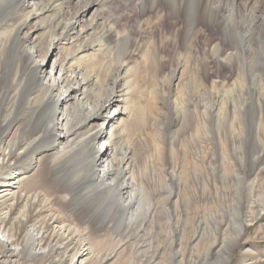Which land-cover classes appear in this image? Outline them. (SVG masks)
<instances>
[{"label": "bare ground", "instance_id": "1", "mask_svg": "<svg viewBox=\"0 0 264 264\" xmlns=\"http://www.w3.org/2000/svg\"><path fill=\"white\" fill-rule=\"evenodd\" d=\"M186 1L48 0L43 6L45 15L58 10L60 20L52 24L46 19L36 27H28L31 19L35 24L39 21L40 15H33L40 8L38 3L0 0V15L10 9L27 15L15 29L0 26V61L5 46L8 51L13 50V45L17 48L11 81L0 79V264H106L123 247L115 241L118 236L147 230L143 225L133 229L118 223L130 221L134 214L131 209L137 183L131 171L135 155L128 142L121 144L122 154L116 153V137L111 129L118 120H127L133 113L132 96L140 92L137 72L143 75L153 69L161 72L168 54H172L174 61L182 62L183 66L176 64L170 70L171 78L167 80L170 86L198 57L206 64L210 56L234 63L244 59L243 45L251 47L258 42V90L264 101V0H197V11L202 13L197 20L187 16ZM224 19L230 31L239 36L233 38L234 43L242 48L227 51L223 49L226 41L212 46L206 29L222 26ZM43 30L49 39L46 50L31 39ZM53 41L68 47L61 62L53 60L47 67L45 60ZM200 41L203 44L198 46ZM247 66L240 65V69L245 71ZM155 91L156 95L164 94V90ZM204 96L202 129H207L203 132L204 145L210 148L208 109L213 102L212 94ZM159 112L154 119V132H150L153 135L147 132L149 139L154 136V161L146 162L141 169L143 174L154 171V183L159 187L155 194L145 195L148 200L151 195L158 196L165 180L162 170L165 132L161 122L164 116ZM71 117L75 118L74 123L77 121L73 128ZM259 124L264 130L260 113ZM80 150L90 161L86 168L71 175L64 167ZM207 151L208 148L204 157ZM177 160L178 153L174 162ZM179 162L186 165L187 174L197 169L185 155ZM204 167L208 172L210 164L207 162ZM188 182L192 193L197 182L192 178ZM56 195L63 199L62 204L56 201ZM162 200L156 197L157 207ZM153 215L148 210L147 219H153ZM178 218L174 201L171 222L175 228ZM154 223L156 234L160 218ZM247 223H243V230ZM109 224V230L98 231ZM90 235L110 243L113 248L110 258L94 254L93 248L103 242L84 243V237Z\"/></svg>", "mask_w": 264, "mask_h": 264}, {"label": "rangeland", "instance_id": "2", "mask_svg": "<svg viewBox=\"0 0 264 264\" xmlns=\"http://www.w3.org/2000/svg\"><path fill=\"white\" fill-rule=\"evenodd\" d=\"M33 2L38 3L40 8L36 13L31 12V14L41 17L39 16V21H36L37 24L31 19L28 27H36L38 23L46 19H50L52 24L60 20L57 16V13H60L58 10L45 15L46 10L43 6H46L48 0H33ZM186 2L187 16L192 15L194 20H197L202 15L200 11H197V0ZM26 18L27 15L22 12L13 9L3 10L0 15V26L15 29ZM225 19L222 26L206 29L212 46L226 41L227 45L223 49L227 51L242 48L240 44L234 43L233 40L239 36L230 31ZM169 21L166 18V25H169ZM45 33V30L38 31L36 35L31 36L34 43L42 50H46L49 45V39ZM52 43L53 47H50L45 60L47 67L53 60L57 63L61 62L68 47L63 42L62 44L57 41ZM202 44L203 42L200 41L198 46ZM13 46V50L8 51L6 46L5 50H2L4 53L0 61L1 81L7 78L11 81L14 75L17 48ZM242 51L245 53L241 55L244 59L234 63L210 56L206 64L204 59L198 57L194 64L187 66L184 75L178 76L170 86H167L170 83L167 80L171 78L168 75L176 68V64L183 66L182 62L174 61L172 54H168L169 59L159 70L161 72L153 69L147 75L140 72L135 75L140 92L135 94L138 96H132L131 111L133 113L129 119L123 118L120 122L118 120V123L111 128L116 137V153L122 154L124 152L122 145L128 142L133 147L135 155L131 171L135 184L137 183L131 209H134V214L130 221L120 220L118 223L132 226L133 229L143 225L147 230L118 236L115 241L121 242L123 247L116 251L114 257L106 264H264V207L262 208L264 205V142H262L264 130L259 128V113L264 121V101L258 90V42L252 43L251 47L243 45ZM248 55L249 59H247ZM246 64L248 66L245 71L241 70L240 65L244 67ZM161 84L164 85V89ZM155 90H164V94L156 95ZM205 93L212 94L213 102L208 109L210 114L208 129L211 130L209 131L210 148L204 145L203 132L207 129H202V114L205 111L202 100ZM157 112L164 116L161 117V122L165 132L162 164L165 180L158 196L151 195L148 200L145 195L155 194V190L159 187L154 183V171L151 173L144 171L143 174L141 169L146 162L154 161L152 157L154 136L149 139L147 132L153 135L150 132H154V119ZM70 120L75 121V118L71 117ZM182 120H185L184 125L181 124ZM76 123L72 121V128ZM103 128L106 130V125ZM144 146H147L146 149ZM205 147L208 148L206 156L208 159L204 157ZM174 150L176 154L178 153L177 162H174L176 155ZM83 152L82 150L76 152L77 154L66 163L64 168L71 175H76L80 169L86 168L90 161L87 154ZM183 155L187 160H193L192 163L197 168L195 173L190 171L187 174L186 171L189 170L185 171L186 165L179 162ZM207 162L210 164L209 173L204 167ZM191 178L197 182L192 193L188 185ZM172 196L174 198L170 199ZM56 197V201L62 204L63 199L59 195ZM156 197L163 199L158 207L155 202ZM148 201L153 202L148 205ZM174 201L177 203L179 216L177 228L171 222ZM148 210L154 214L153 219H147ZM157 218H160L161 224L159 232L155 234L153 228ZM245 221L248 223L243 230L242 225ZM167 228H169L168 233L165 231L159 235ZM109 229L110 224L98 231L105 232ZM102 238L101 236L100 239ZM98 240L92 235L84 237L86 244L103 242L101 246H97V249L93 248L94 254L102 258L104 256L110 258L113 254L110 243Z\"/></svg>", "mask_w": 264, "mask_h": 264}]
</instances>
